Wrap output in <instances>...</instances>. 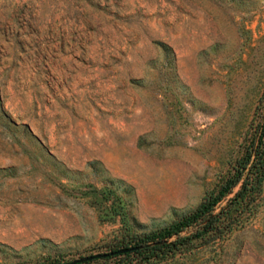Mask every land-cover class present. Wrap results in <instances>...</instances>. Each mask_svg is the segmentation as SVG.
Masks as SVG:
<instances>
[{
    "label": "rangeland",
    "instance_id": "374dc122",
    "mask_svg": "<svg viewBox=\"0 0 264 264\" xmlns=\"http://www.w3.org/2000/svg\"><path fill=\"white\" fill-rule=\"evenodd\" d=\"M263 107L264 0H0V264L187 213ZM153 264H264V196Z\"/></svg>",
    "mask_w": 264,
    "mask_h": 264
},
{
    "label": "trees",
    "instance_id": "16d2710c",
    "mask_svg": "<svg viewBox=\"0 0 264 264\" xmlns=\"http://www.w3.org/2000/svg\"><path fill=\"white\" fill-rule=\"evenodd\" d=\"M263 196L264 107L248 126L227 169L193 209L156 230L126 232L100 252L105 253L103 257L74 262L75 259L54 256L33 264H85L116 258H134L138 264H153L163 254L186 253L194 241L221 239L254 214Z\"/></svg>",
    "mask_w": 264,
    "mask_h": 264
},
{
    "label": "water",
    "instance_id": "95a60500",
    "mask_svg": "<svg viewBox=\"0 0 264 264\" xmlns=\"http://www.w3.org/2000/svg\"><path fill=\"white\" fill-rule=\"evenodd\" d=\"M104 255H105V253H95V254H91V255H87V256H82L80 258L75 259L74 262L75 261H77V262L86 261V260H89V259H92V258H95V257H103Z\"/></svg>",
    "mask_w": 264,
    "mask_h": 264
}]
</instances>
